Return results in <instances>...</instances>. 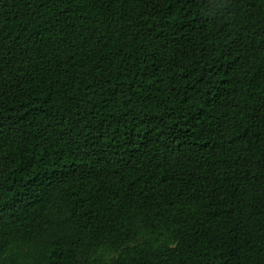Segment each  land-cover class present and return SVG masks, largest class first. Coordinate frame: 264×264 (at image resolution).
I'll use <instances>...</instances> for the list:
<instances>
[{"label": "trees", "instance_id": "16d2710c", "mask_svg": "<svg viewBox=\"0 0 264 264\" xmlns=\"http://www.w3.org/2000/svg\"><path fill=\"white\" fill-rule=\"evenodd\" d=\"M0 264H264V0H0Z\"/></svg>", "mask_w": 264, "mask_h": 264}]
</instances>
